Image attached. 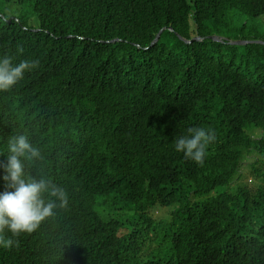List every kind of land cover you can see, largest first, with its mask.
<instances>
[{
  "label": "trees",
  "instance_id": "trees-1",
  "mask_svg": "<svg viewBox=\"0 0 264 264\" xmlns=\"http://www.w3.org/2000/svg\"><path fill=\"white\" fill-rule=\"evenodd\" d=\"M3 1L0 56L36 64L0 90V166L24 135L26 177L51 170L66 203L5 230L0 264H264V0ZM189 127L214 136L199 163L174 150ZM79 151L66 177L44 160Z\"/></svg>",
  "mask_w": 264,
  "mask_h": 264
},
{
  "label": "clouds",
  "instance_id": "clouds-1",
  "mask_svg": "<svg viewBox=\"0 0 264 264\" xmlns=\"http://www.w3.org/2000/svg\"><path fill=\"white\" fill-rule=\"evenodd\" d=\"M10 20L8 19V22ZM210 37L216 36L211 35ZM202 39L200 37L198 41ZM233 42L245 44L248 40ZM35 64L34 60H20L13 64L10 57L0 56V90L11 88L22 78L24 72L31 70ZM187 133V135L174 139V150L182 152L185 158L197 163L202 162L205 145L214 139L213 133L211 130L206 131L203 127H189ZM69 136L68 130L64 140ZM39 156V150L31 145L24 135L18 134L9 139L6 164L0 166L4 173L0 179L6 183L7 188L11 189V191L0 192V246L8 247L15 242L12 238L2 235L5 230L11 233V237H16L20 233L32 232L37 227L41 228L55 215L57 211L55 208H60L66 203L64 190L54 184L57 181L50 179L51 170L40 171L42 178L39 180L26 177L22 158H39ZM44 160L50 164L53 163L54 169L65 177L80 172V168L85 167L82 151L76 155L64 157H61L59 153L54 156L49 153L44 156ZM243 171L245 172V168ZM162 211L164 210L158 207L149 208L147 213L153 219L158 220L163 216ZM53 237H56V234H53Z\"/></svg>",
  "mask_w": 264,
  "mask_h": 264
},
{
  "label": "rangeland",
  "instance_id": "rangeland-1",
  "mask_svg": "<svg viewBox=\"0 0 264 264\" xmlns=\"http://www.w3.org/2000/svg\"><path fill=\"white\" fill-rule=\"evenodd\" d=\"M0 13L5 14L6 16H8L9 19H12V15H13L14 12H13V9L8 5V3H5L3 0H0ZM244 22H249L250 25L251 24L256 25L259 28V30H261L262 27H263L260 23H255V22H253L250 19H245ZM240 24H241L240 22L236 23L234 21L228 23L229 26H238ZM212 36L219 37L221 40L227 41L228 44H231L233 41H241V40H243V38H242L243 36L241 34H239V33L235 34L233 31H227L223 27L218 29V30H216V31H214V34ZM216 42H220V41H216ZM222 50L224 52H235V53L239 54V53L243 52L244 49L240 45H238V47L235 46V48H229V47L226 46ZM245 175H248V173H245ZM252 180H253L252 177H249L247 179L248 183L254 182ZM164 212L165 211H162V215L163 216H164ZM160 213H161V211L159 212V214Z\"/></svg>",
  "mask_w": 264,
  "mask_h": 264
},
{
  "label": "water",
  "instance_id": "water-1",
  "mask_svg": "<svg viewBox=\"0 0 264 264\" xmlns=\"http://www.w3.org/2000/svg\"><path fill=\"white\" fill-rule=\"evenodd\" d=\"M159 36H160V33L157 34L156 38L154 39V41L152 42V44H154L158 39H159ZM214 40H217L216 37H212ZM182 40H184L185 42L187 43H192L194 41H198L200 39V37H195V38H192L191 40H186L184 38H181ZM237 44H244V43H237Z\"/></svg>",
  "mask_w": 264,
  "mask_h": 264
}]
</instances>
